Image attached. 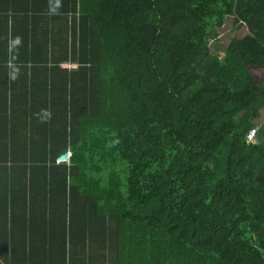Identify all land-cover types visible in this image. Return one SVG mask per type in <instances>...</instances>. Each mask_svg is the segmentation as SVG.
<instances>
[{"label": "trees", "instance_id": "obj_1", "mask_svg": "<svg viewBox=\"0 0 264 264\" xmlns=\"http://www.w3.org/2000/svg\"><path fill=\"white\" fill-rule=\"evenodd\" d=\"M263 114L264 0H0V264H264Z\"/></svg>", "mask_w": 264, "mask_h": 264}, {"label": "rangeland", "instance_id": "obj_2", "mask_svg": "<svg viewBox=\"0 0 264 264\" xmlns=\"http://www.w3.org/2000/svg\"><path fill=\"white\" fill-rule=\"evenodd\" d=\"M231 24V25H229ZM230 26V30H228ZM216 30L218 31V34L216 36V38H212L211 42L209 41V44L211 46V49H216V51L218 52V54H222L223 53V49L225 48V46L227 45V43L229 42V40L232 37H241L243 36L247 31V27L245 24H243L242 26H240L239 28H235L234 24L231 23V18L227 17L223 24L219 27H216ZM222 49V50H221ZM257 77H260V72H258ZM264 114L262 116V118L259 120V130H258V135L263 136L264 134ZM263 131V132H261ZM257 135V136H258ZM105 250L104 248H101L100 250ZM106 254H107V260L114 258V252H110L109 250H105ZM100 252L99 251H95L93 250H87L85 252V259L86 262L88 264H107L106 262H103L100 258H99Z\"/></svg>", "mask_w": 264, "mask_h": 264}, {"label": "built area", "instance_id": "obj_3", "mask_svg": "<svg viewBox=\"0 0 264 264\" xmlns=\"http://www.w3.org/2000/svg\"><path fill=\"white\" fill-rule=\"evenodd\" d=\"M65 65H72V64H70V63H65ZM255 131H256V128H255V127H252V128H250V129L247 131V133H246V138H247V140H252V139H253V136H254V134H255ZM61 159H62L61 156L58 157V160H61Z\"/></svg>", "mask_w": 264, "mask_h": 264}, {"label": "water", "instance_id": "obj_4", "mask_svg": "<svg viewBox=\"0 0 264 264\" xmlns=\"http://www.w3.org/2000/svg\"><path fill=\"white\" fill-rule=\"evenodd\" d=\"M60 156H61L62 158L66 157V156H67V152H63V153H61Z\"/></svg>", "mask_w": 264, "mask_h": 264}, {"label": "clouds", "instance_id": "obj_5", "mask_svg": "<svg viewBox=\"0 0 264 264\" xmlns=\"http://www.w3.org/2000/svg\"><path fill=\"white\" fill-rule=\"evenodd\" d=\"M246 27H247V26H246ZM68 154H69V153H67V156H68ZM67 156H66V157H67Z\"/></svg>", "mask_w": 264, "mask_h": 264}, {"label": "crops", "instance_id": "obj_6", "mask_svg": "<svg viewBox=\"0 0 264 264\" xmlns=\"http://www.w3.org/2000/svg\"><path fill=\"white\" fill-rule=\"evenodd\" d=\"M230 27V26H229ZM228 30H229V28H228Z\"/></svg>", "mask_w": 264, "mask_h": 264}]
</instances>
